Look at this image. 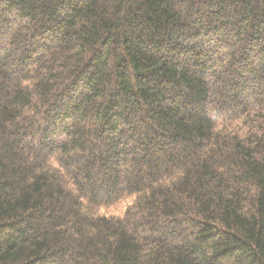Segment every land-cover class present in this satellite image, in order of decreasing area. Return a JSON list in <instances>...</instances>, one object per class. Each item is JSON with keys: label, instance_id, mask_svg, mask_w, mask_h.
<instances>
[{"label": "trees", "instance_id": "16d2710c", "mask_svg": "<svg viewBox=\"0 0 264 264\" xmlns=\"http://www.w3.org/2000/svg\"><path fill=\"white\" fill-rule=\"evenodd\" d=\"M0 264H264V0H0Z\"/></svg>", "mask_w": 264, "mask_h": 264}, {"label": "rangeland", "instance_id": "374dc122", "mask_svg": "<svg viewBox=\"0 0 264 264\" xmlns=\"http://www.w3.org/2000/svg\"><path fill=\"white\" fill-rule=\"evenodd\" d=\"M130 203H131V202H125V203H122L120 206L116 207V208L113 209L111 212H116V211L123 212L124 209H125Z\"/></svg>", "mask_w": 264, "mask_h": 264}]
</instances>
